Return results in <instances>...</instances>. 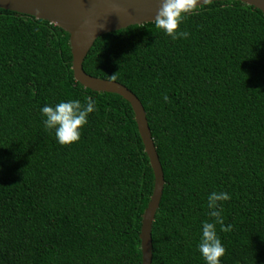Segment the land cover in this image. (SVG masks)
Returning a JSON list of instances; mask_svg holds the SVG:
<instances>
[{
  "label": "trees",
  "instance_id": "trees-1",
  "mask_svg": "<svg viewBox=\"0 0 264 264\" xmlns=\"http://www.w3.org/2000/svg\"><path fill=\"white\" fill-rule=\"evenodd\" d=\"M98 36L82 62L140 100L162 167L151 264H205L207 196L223 191L221 264H264V14L237 0ZM68 33L0 8V264H141L154 174L130 103L74 79ZM167 96L165 101L163 98ZM91 97L79 141L43 127L45 104Z\"/></svg>",
  "mask_w": 264,
  "mask_h": 264
},
{
  "label": "water",
  "instance_id": "water-1",
  "mask_svg": "<svg viewBox=\"0 0 264 264\" xmlns=\"http://www.w3.org/2000/svg\"><path fill=\"white\" fill-rule=\"evenodd\" d=\"M237 1L252 5L264 14V0ZM160 2L161 0H0V8L45 19L64 29L69 35L74 79L91 90L119 94L130 103L154 174L152 193L142 214L139 231L141 264H151V226L164 184L162 167L145 110L138 97L118 81L86 73L82 62L98 36L128 25L153 21Z\"/></svg>",
  "mask_w": 264,
  "mask_h": 264
},
{
  "label": "clouds",
  "instance_id": "clouds-1",
  "mask_svg": "<svg viewBox=\"0 0 264 264\" xmlns=\"http://www.w3.org/2000/svg\"><path fill=\"white\" fill-rule=\"evenodd\" d=\"M211 0H161L153 19L155 27L165 35L175 40L186 38L187 31H178L179 25L193 12L199 4H209ZM165 101L167 96L163 97ZM96 110L95 99L88 97L85 103L70 99L55 104H45L40 112L42 124L46 131L54 134L56 142L61 145L79 141L81 129L88 123V116ZM230 196L223 191H212L207 196L208 215L214 222L202 221L197 250L205 264H221L220 257L225 254V247L217 234L216 225H220L221 232L230 231L231 224L225 225L222 216L221 201H227Z\"/></svg>",
  "mask_w": 264,
  "mask_h": 264
}]
</instances>
